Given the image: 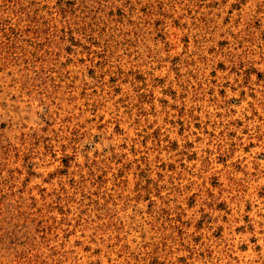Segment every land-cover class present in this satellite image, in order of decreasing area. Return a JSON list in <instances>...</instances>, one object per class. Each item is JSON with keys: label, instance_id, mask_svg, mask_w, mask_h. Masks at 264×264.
I'll return each instance as SVG.
<instances>
[{"label": "rangeland", "instance_id": "obj_1", "mask_svg": "<svg viewBox=\"0 0 264 264\" xmlns=\"http://www.w3.org/2000/svg\"><path fill=\"white\" fill-rule=\"evenodd\" d=\"M0 264H264V0H0Z\"/></svg>", "mask_w": 264, "mask_h": 264}]
</instances>
